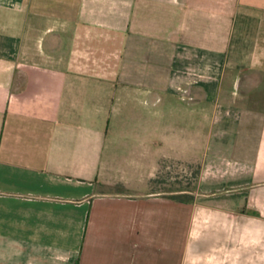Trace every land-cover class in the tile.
Segmentation results:
<instances>
[{
    "label": "crops",
    "instance_id": "obj_1",
    "mask_svg": "<svg viewBox=\"0 0 264 264\" xmlns=\"http://www.w3.org/2000/svg\"><path fill=\"white\" fill-rule=\"evenodd\" d=\"M0 264H264V0H0Z\"/></svg>",
    "mask_w": 264,
    "mask_h": 264
},
{
    "label": "rangeland",
    "instance_id": "obj_2",
    "mask_svg": "<svg viewBox=\"0 0 264 264\" xmlns=\"http://www.w3.org/2000/svg\"><path fill=\"white\" fill-rule=\"evenodd\" d=\"M198 165L165 162L154 189L163 193H177L180 199H190L198 193Z\"/></svg>",
    "mask_w": 264,
    "mask_h": 264
},
{
    "label": "trees",
    "instance_id": "obj_3",
    "mask_svg": "<svg viewBox=\"0 0 264 264\" xmlns=\"http://www.w3.org/2000/svg\"><path fill=\"white\" fill-rule=\"evenodd\" d=\"M177 199H178L180 202H190V201H192V199H188V201H187V200H185V199H180L179 197H177Z\"/></svg>",
    "mask_w": 264,
    "mask_h": 264
}]
</instances>
